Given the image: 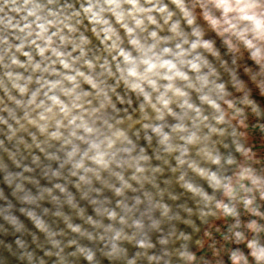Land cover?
Instances as JSON below:
<instances>
[{"label": "clouds", "instance_id": "clouds-1", "mask_svg": "<svg viewBox=\"0 0 264 264\" xmlns=\"http://www.w3.org/2000/svg\"><path fill=\"white\" fill-rule=\"evenodd\" d=\"M0 264H264V0H0Z\"/></svg>", "mask_w": 264, "mask_h": 264}]
</instances>
